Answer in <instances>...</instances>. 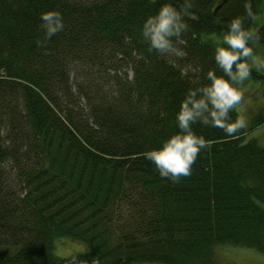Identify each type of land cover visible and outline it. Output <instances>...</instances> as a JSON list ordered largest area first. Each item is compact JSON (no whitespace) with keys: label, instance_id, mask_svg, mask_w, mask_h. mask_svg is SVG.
Segmentation results:
<instances>
[{"label":"trees","instance_id":"trees-1","mask_svg":"<svg viewBox=\"0 0 264 264\" xmlns=\"http://www.w3.org/2000/svg\"><path fill=\"white\" fill-rule=\"evenodd\" d=\"M165 3L184 0H0V264H68L56 255L65 239L86 246V264H222L227 245L264 253V147L248 127L229 137L193 125L212 145L178 182L143 155L179 131L187 91L223 74L215 47L233 18L264 49V0H191L174 41L187 73L141 36ZM48 11L65 25L50 40ZM87 69L106 84L87 83ZM249 78L264 84L255 69Z\"/></svg>","mask_w":264,"mask_h":264},{"label":"clouds","instance_id":"clouds-1","mask_svg":"<svg viewBox=\"0 0 264 264\" xmlns=\"http://www.w3.org/2000/svg\"><path fill=\"white\" fill-rule=\"evenodd\" d=\"M245 7L251 16L250 6ZM191 9V0H184L179 9L172 3H165L154 15H148L143 21L141 36L149 51L182 55L174 41L181 40L188 31L183 17L192 15ZM40 21L47 40L64 30L63 16L57 11L41 13ZM256 38L257 33L246 29L241 17H235L228 23L227 31L217 41L214 53L215 63L223 74L217 75L215 70H210L206 75L209 83L189 89L175 116L179 131L164 140L159 148L143 154L156 166L162 179L178 182L181 177L189 176L199 154L211 147L212 141L198 135L193 125L199 123L220 128L229 137L238 136L247 127L246 120L241 116L231 121L230 113L244 97L237 85L246 81L253 69L264 71V58L250 46Z\"/></svg>","mask_w":264,"mask_h":264},{"label":"rangeland","instance_id":"rangeland-1","mask_svg":"<svg viewBox=\"0 0 264 264\" xmlns=\"http://www.w3.org/2000/svg\"><path fill=\"white\" fill-rule=\"evenodd\" d=\"M74 1L80 3H89L92 0ZM253 50L261 58H264V49L255 45V48H253ZM183 56V52L180 56L172 54L171 61L178 63L179 66L184 69L185 73L193 72L195 70L194 67L182 63V60L184 59ZM249 63H251L250 60ZM78 65H75L72 70V75L75 77L79 73V69L76 70ZM118 70L120 74L128 72L130 77L132 76L130 69L126 67L120 68ZM103 71H106V69H103ZM86 73H88V76L84 77L87 83H91L92 81H100L101 83L106 84V81H103L102 74L100 72L90 71L87 69ZM259 73L264 76V71H259ZM85 79L79 78L78 82H85ZM238 87L244 94L242 102L237 105V110L240 116L243 117L247 122L248 130L246 132V140L250 141L255 139L261 146L264 147V123L256 126L253 123V120L257 116L264 114V84L260 81L248 78L242 84H239ZM251 127H255V129L251 130ZM56 247V255L64 259H70L68 264H84L78 262L76 260V256L86 251L85 246L65 239L59 241ZM216 255L219 262H221L222 264H264V253H260L244 247H234L229 245L220 246L216 249Z\"/></svg>","mask_w":264,"mask_h":264}]
</instances>
